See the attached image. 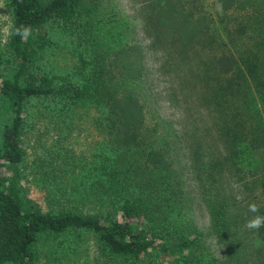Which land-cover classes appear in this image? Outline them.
I'll return each instance as SVG.
<instances>
[{
    "label": "trees",
    "instance_id": "trees-1",
    "mask_svg": "<svg viewBox=\"0 0 264 264\" xmlns=\"http://www.w3.org/2000/svg\"><path fill=\"white\" fill-rule=\"evenodd\" d=\"M166 1L145 5L156 8L147 21L152 44L168 48L175 39L187 55L203 30L198 98L212 113L216 142L189 129L188 158L209 213L206 232L183 205L174 136L144 126L142 53L122 34L113 41L117 8L109 0H2L9 32L24 25L31 35L6 38L0 30V264H246L241 225L264 215V206L240 218L226 181L264 196V165L256 176L257 159L264 163V15L235 26L206 15L190 22ZM77 113L92 115L102 136L88 155L71 159L67 175L78 171V179L62 191L26 162L25 147L33 125ZM29 182L47 190L44 206ZM253 232L264 242V227ZM207 237L222 243L224 256L212 255Z\"/></svg>",
    "mask_w": 264,
    "mask_h": 264
},
{
    "label": "rangeland",
    "instance_id": "rangeland-1",
    "mask_svg": "<svg viewBox=\"0 0 264 264\" xmlns=\"http://www.w3.org/2000/svg\"><path fill=\"white\" fill-rule=\"evenodd\" d=\"M109 1L111 5L117 8L121 21L122 19L124 21V24L121 21L118 22L113 41H116V35L120 36L122 34L121 37L127 43L134 44L142 53L141 61L144 71L141 77L143 81L137 83V87L138 95L145 108L144 126L152 127L157 124L156 126L159 129L174 136L175 142L173 143L176 144V148L175 145H172V147L176 154L172 153L171 157H178L184 167L182 190L185 191L183 198L187 200V203L184 202L183 205L187 206L189 210L187 211L196 226L206 232L209 213L203 201L202 193H200L199 182L193 176V173H190L188 158L190 153L188 136L192 132L189 133V129L203 130L202 132L198 130V134L201 137L206 141L216 142L212 135L215 129L212 126V113L209 110L206 111L207 107L201 104L198 98L201 87L198 83H201V85L203 83V80L202 82L200 81L202 79L199 73L200 68L197 67L203 50L201 49V42L203 41L204 44V38L201 36L203 30L200 29L197 32L196 41L193 39L191 44H189L192 51L189 50L186 53L187 55H182V47L178 46L175 39L167 41L169 42L168 48L166 46L161 47L159 44H152L154 41L151 35L152 30L147 28L149 22L152 24L153 20L151 22L148 16H152L156 8L145 6L151 4L150 0ZM166 2L171 3L175 12H183L184 15L182 16L190 22H195L200 17L204 21L203 16L206 15L207 21L213 18L214 21L219 22L220 19L225 25H227L226 23L234 25L233 21L246 23V17L257 18L258 14L264 15V0H234L231 5L225 8L222 7L221 0H167ZM0 5H2L0 6V30L4 35L3 29L8 25L9 21L5 8H3L2 0H0ZM202 26L203 24L199 23L198 27L202 28ZM207 26L209 28L211 25ZM234 26H231V28ZM211 46L216 48L215 45ZM180 50L181 52H178ZM180 56L181 59L179 61L178 57ZM91 116L84 113H77L73 118L68 115L65 118L60 116L61 119H55L48 124L50 127L37 124L29 129L30 141L25 147L26 162L29 165L34 163L33 167L37 170V175L41 179H45L47 184L54 189L61 188L63 191L69 188L71 182L77 181L78 176L76 177L75 175L78 171L75 172L74 177L67 175L71 159H75L78 153L88 155L96 146L95 142H98L100 136H102L94 127L93 116ZM192 123H196L195 127ZM57 131L61 132L60 141L56 140ZM35 134H39V137L36 138ZM198 141L200 142L199 139ZM215 146H217V151L221 152L222 148L219 147V142ZM257 160L256 176H258L264 165L259 159ZM225 180H227V177L223 178V184H225ZM230 182L226 181V185L229 192L236 198L237 212L240 214V218L244 217L246 210H248L246 203L252 202L258 206H264V196L257 186L247 191L241 182L235 184ZM29 186V194L36 202L44 206L47 200L45 199L47 190L34 187L31 182H29ZM68 194L70 195L69 190ZM76 204L74 202L73 205ZM78 204L84 211L92 208L84 202ZM245 223L246 221L242 223L241 227L245 231L246 238V264H264V242L256 236L253 230H248L244 226ZM204 244L216 258L222 256V254L224 256V251H226L224 246L222 243L217 242L214 237L206 239ZM81 245L83 246V244ZM85 248L87 250V246ZM83 264H85V261Z\"/></svg>",
    "mask_w": 264,
    "mask_h": 264
},
{
    "label": "clouds",
    "instance_id": "clouds-1",
    "mask_svg": "<svg viewBox=\"0 0 264 264\" xmlns=\"http://www.w3.org/2000/svg\"><path fill=\"white\" fill-rule=\"evenodd\" d=\"M2 6V5H0ZM7 19V18H5ZM12 27L11 22L9 21L8 25L3 29L5 37L9 35H20V37L24 40H27L31 35V28L29 26L21 25L19 28H15L13 32H9V28ZM5 43L7 40L5 39ZM248 210L251 213H258L259 209L255 203H251L248 205ZM248 230H259L261 227H264V215H254L250 219H248L244 225Z\"/></svg>",
    "mask_w": 264,
    "mask_h": 264
}]
</instances>
